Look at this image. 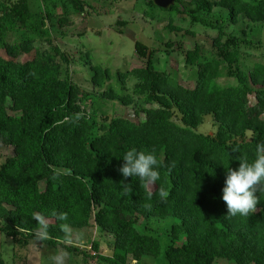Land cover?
<instances>
[{"label": "trees", "instance_id": "16d2710c", "mask_svg": "<svg viewBox=\"0 0 264 264\" xmlns=\"http://www.w3.org/2000/svg\"><path fill=\"white\" fill-rule=\"evenodd\" d=\"M30 1L0 0V48L8 55L0 54V143L13 150L0 165V232L18 244L58 245L105 264L139 263L144 256L162 254L168 264H216L220 258L264 264V193H256L259 202L248 217L226 218L222 200L223 163L238 168L264 142V63L241 70L240 50L250 40L227 34L225 28L240 21L247 27L264 25V0H175L168 9L147 0L164 11L162 16L180 14L204 26V14L215 7L227 11L226 20L216 26L212 52H187L186 61L195 67L189 84L149 66L112 72L91 63L86 54L92 86L102 89L98 97L133 105L135 115L144 114L138 121L124 116L98 121L87 112L96 97L73 82L61 63L66 54L57 47L53 53L34 48L38 42L51 43L52 26L67 24L68 15L34 12ZM66 3L78 16L89 13L84 0H58L53 6L67 10ZM242 33L247 35V29ZM32 52L31 58L19 60L20 54ZM225 75L237 84L221 85L218 79ZM130 77L136 80L132 94L126 92ZM176 113L182 126L172 121ZM207 114L217 124L215 133H194ZM133 147L155 149L161 161L157 185L120 173L121 156ZM233 147L239 151L233 153ZM160 186L169 193L164 200ZM60 214L67 219H58ZM37 217L49 225L46 240L34 235L40 227ZM139 218L144 229L137 226ZM168 218L169 238L162 252L146 223ZM92 220L113 237L108 255L98 253L95 241H90L94 254L73 244Z\"/></svg>", "mask_w": 264, "mask_h": 264}, {"label": "rangeland", "instance_id": "374dc122", "mask_svg": "<svg viewBox=\"0 0 264 264\" xmlns=\"http://www.w3.org/2000/svg\"><path fill=\"white\" fill-rule=\"evenodd\" d=\"M185 3L189 0H183ZM58 0H31L30 8L34 12L65 14L68 23L59 28L52 26L51 43H35L34 48L47 49L54 52L57 47L66 54L67 61L61 63L67 69L73 82L82 89L95 95L94 103H88L87 112L95 113L98 121L102 118L124 116L131 120H144V114H134L133 105L123 106L119 102L98 97L102 89L92 86V72L83 57L89 54L93 64L109 68L112 72H122L149 66L152 69L168 73L183 84H189L195 67L186 61L187 52L198 48L203 55L212 52V38L217 34V24L225 21L227 11L215 7L211 14H204L208 25L191 23L187 17L172 14L170 19L162 16L164 11L153 7L147 0H84L89 13L78 16L73 12L63 10L59 5L53 6ZM170 23V24H169ZM240 21L234 26L225 28L227 34L250 40L248 45H242L240 50V66L243 71L252 68L255 62L264 63V25L251 24L250 27ZM46 26H51L46 22ZM172 26V27H171ZM247 29V35L242 33ZM14 36H8L12 43ZM0 54L8 57L5 50L0 48ZM32 53L19 55V60L26 61ZM223 86L236 85L234 77L223 76L218 79ZM136 80L132 77L126 81V92L131 93ZM114 84V82H112ZM139 102L142 97L135 96ZM255 101L254 94H250ZM139 108V105H138ZM172 121L180 126L182 123L178 114ZM217 124L211 114L204 116L203 122L193 128L194 133L214 134ZM13 154L12 147L0 143V165L6 157ZM140 229H144V221H136ZM171 218L165 220L151 219L147 222V230L160 241L162 252L168 243ZM90 239V240H88ZM87 240V241H86ZM113 237L101 232L92 223L88 230L75 235L73 244L88 254H94L90 241L98 242V253L110 254L109 243ZM89 241V243H88ZM0 264H105L97 258H84L82 253H69L61 246H51L39 241H29L27 245L18 244L0 232ZM128 264H168L164 255L158 257L144 256L139 263L129 260ZM216 264H236L226 259H217Z\"/></svg>", "mask_w": 264, "mask_h": 264}, {"label": "clouds", "instance_id": "9594fccd", "mask_svg": "<svg viewBox=\"0 0 264 264\" xmlns=\"http://www.w3.org/2000/svg\"><path fill=\"white\" fill-rule=\"evenodd\" d=\"M233 153L238 152V147L231 149ZM124 163L119 168L124 178L136 177L145 185H157L161 179L160 167L161 161L157 159L155 149L150 151H140L135 147L130 148L121 156ZM229 161L223 163L226 168L224 187L222 188V200L226 204V218L248 217L252 214L259 202L256 193H264V142L258 143L255 149L253 159H241L238 168L228 167ZM121 188L126 189V184L121 182ZM125 195L129 193L125 190ZM168 191L160 186L159 196L164 200L168 196ZM152 192L147 193V199H151ZM150 207V205H146ZM40 227L34 235L38 240L48 239L49 225L37 217ZM60 220H66V214L58 216ZM67 232V229H65Z\"/></svg>", "mask_w": 264, "mask_h": 264}, {"label": "water", "instance_id": "95a60500", "mask_svg": "<svg viewBox=\"0 0 264 264\" xmlns=\"http://www.w3.org/2000/svg\"><path fill=\"white\" fill-rule=\"evenodd\" d=\"M152 2L155 6L163 9H168L174 4L175 0H152Z\"/></svg>", "mask_w": 264, "mask_h": 264}]
</instances>
